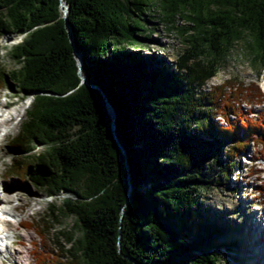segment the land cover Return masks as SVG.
Listing matches in <instances>:
<instances>
[{
	"label": "trees",
	"instance_id": "16d2710c",
	"mask_svg": "<svg viewBox=\"0 0 264 264\" xmlns=\"http://www.w3.org/2000/svg\"><path fill=\"white\" fill-rule=\"evenodd\" d=\"M155 20L182 42L174 65L150 52ZM4 33L22 37L0 88L31 100L7 143L6 175L30 176L50 199L40 238L73 218L32 264H222L237 250L204 192L264 145V109L251 108L264 89L207 82L238 42L264 66V0H0Z\"/></svg>",
	"mask_w": 264,
	"mask_h": 264
},
{
	"label": "rangeland",
	"instance_id": "374dc122",
	"mask_svg": "<svg viewBox=\"0 0 264 264\" xmlns=\"http://www.w3.org/2000/svg\"><path fill=\"white\" fill-rule=\"evenodd\" d=\"M155 22L156 20L152 23L159 33L157 36L158 44H150V52L157 57L164 58L168 64L174 65L177 56L183 50L182 42L175 32H168L162 24H156ZM8 36L11 38L6 40ZM21 37L13 36L11 33H4L0 36V65L5 70H12L18 67L8 55V49L18 43ZM141 53L145 54L146 51L141 50ZM246 53L247 51L242 43H236L217 76L208 81L207 86L224 80L235 79L241 81L244 86L252 83L264 89V66L261 68L259 66L254 67L250 61V56ZM30 102V100H21L15 88L10 90L8 88H0V186L3 187L0 190V198L8 197L11 203L3 205L15 208L11 211V222L6 229L8 230V243L11 240H18L9 229L11 224L16 227V233L25 236L23 238L24 246H19L26 251V260H24L23 264L33 263L34 257L32 254L36 250L52 249L55 251L54 230L61 229L62 232H70L73 226V218L61 217L59 222L54 223V226H52L56 228L49 231L46 230L43 233V237L40 238L37 234L41 228L39 224L48 211L47 204L50 199L48 197H40L42 190L35 187L30 176L25 175L22 178H15L6 175L13 160L7 152V143L18 132L19 123L24 117L25 109ZM246 106L249 107V105ZM251 108L254 115H256V113L264 109V105H253ZM216 119L223 121L222 117L219 116ZM245 154V157L240 160L241 166L235 170V175L233 174L229 181H222L220 185H213L212 188L204 192L205 204L209 206L210 214L220 223L227 225V239L234 242L235 245L237 244V250L228 252V256L225 257L226 260L222 264H252L254 257H256L251 255V250L246 248L248 241L247 237L242 234V229L251 220V213H255L257 206H253V204L258 201L255 197L262 196L264 199V194H258L254 187L257 184L264 189V163L262 160L264 158V145H251L247 148ZM248 167L258 176H247ZM239 175L243 178H239ZM235 178H239V181L237 182ZM257 179H260V182ZM233 187L235 191L232 190ZM38 198L46 200L38 201ZM263 215L264 209L257 210L254 217L260 222L259 226L264 228ZM18 221L28 222L30 226H20L17 223ZM58 241L61 244L64 243L62 239H58ZM1 259L4 260V264H15L13 259L7 260L5 252H3Z\"/></svg>",
	"mask_w": 264,
	"mask_h": 264
},
{
	"label": "bare ground",
	"instance_id": "6f19581e",
	"mask_svg": "<svg viewBox=\"0 0 264 264\" xmlns=\"http://www.w3.org/2000/svg\"><path fill=\"white\" fill-rule=\"evenodd\" d=\"M8 38H11V37L8 36L6 40H8ZM2 188L3 187L0 186V190H2ZM6 188H8V187H6ZM5 203L6 204L11 203V201L6 196H5V198H0V205H3ZM7 209L11 212L15 208L7 207ZM254 216H255V213H251V215H250L251 220H249L248 224L244 225V227L242 229V231H243L242 234H244V236L247 237L248 243H246L247 244L246 248L251 250V255L256 256V257L253 256L254 260H253L252 264H264V228L259 226L260 222H258V220L255 219ZM262 218L264 219V215L262 216ZM17 223L20 226H22L19 221ZM9 224H10V222L7 224L6 229H7ZM6 229L4 228L3 231L0 232V236L3 237V239L6 241V244H7L5 251H4L7 254V260L13 259V262L15 264H23L24 260H26L25 259L26 251L23 250V248L19 247V246L23 245V241H24L23 238H25V236H23L22 234L16 233L15 232L16 227L11 224L9 226V229L11 230L12 235L16 236L18 238V240H16V239L11 240L10 243H8V234H7L8 230H6ZM258 229H260V230H258ZM10 248H11V250H10ZM2 254H3V252H0V264H4V260L1 259Z\"/></svg>",
	"mask_w": 264,
	"mask_h": 264
},
{
	"label": "water",
	"instance_id": "95a60500",
	"mask_svg": "<svg viewBox=\"0 0 264 264\" xmlns=\"http://www.w3.org/2000/svg\"><path fill=\"white\" fill-rule=\"evenodd\" d=\"M63 3H64V5H63V15H64V17H65V20L67 19V15H66V12H67V10H68V7H67V3L65 2V1H63ZM72 33V30L71 29H69V34H71ZM71 40V43H72V45H73V49H74V51H75V54H76V58H77V66H78V71H79V74H80V79H81V82L83 83V84H88L87 83V80L85 79V76L84 75H82V73H81V66H82V58H81V54H80V52H78L77 51V47H76V44H75V42L73 41V39H70ZM31 101V100H30ZM106 108H107V111H108V113H109V115H110V117H111V129H112V131L114 132V129H115V127H114V123H113V120H115V113H114V111H113V109L110 107V105H109V103L108 102H106ZM122 214H123V211H122Z\"/></svg>",
	"mask_w": 264,
	"mask_h": 264
}]
</instances>
